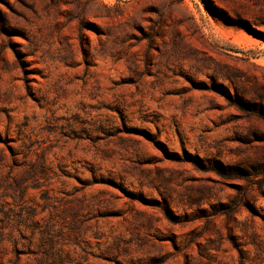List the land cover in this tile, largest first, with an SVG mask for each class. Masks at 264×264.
Masks as SVG:
<instances>
[{
	"label": "rangeland",
	"instance_id": "rangeland-1",
	"mask_svg": "<svg viewBox=\"0 0 264 264\" xmlns=\"http://www.w3.org/2000/svg\"><path fill=\"white\" fill-rule=\"evenodd\" d=\"M0 264H264V0H0Z\"/></svg>",
	"mask_w": 264,
	"mask_h": 264
}]
</instances>
